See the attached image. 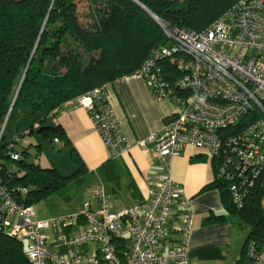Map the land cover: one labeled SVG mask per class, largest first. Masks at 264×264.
Listing matches in <instances>:
<instances>
[{
    "label": "built area",
    "instance_id": "built-area-1",
    "mask_svg": "<svg viewBox=\"0 0 264 264\" xmlns=\"http://www.w3.org/2000/svg\"><path fill=\"white\" fill-rule=\"evenodd\" d=\"M153 19L169 43L134 75L156 102L175 108L162 132L140 143L162 168L155 186L147 199L118 212L98 188L94 203H85L75 220H36L33 206L18 204L0 182V233L24 243L28 264H188L191 208L170 175L171 159L186 146L206 152L235 207L253 188L264 189V0L238 1L199 33ZM108 86L76 103L116 160L127 146L108 104ZM76 226L80 231L71 234ZM57 235L66 242L52 248ZM245 256L249 264H264V244H249Z\"/></svg>",
    "mask_w": 264,
    "mask_h": 264
},
{
    "label": "trees",
    "instance_id": "trees-1",
    "mask_svg": "<svg viewBox=\"0 0 264 264\" xmlns=\"http://www.w3.org/2000/svg\"><path fill=\"white\" fill-rule=\"evenodd\" d=\"M85 1L89 13L82 20L77 0H0V182L23 206L85 179V166L73 148L77 169L70 176L42 168V143L66 140L63 128L53 123L63 105L133 75L169 43L154 17L199 33L240 0ZM27 139L36 144L24 145ZM100 172L117 180L115 160L103 163ZM203 189L218 190L231 217L250 226L244 258L235 263L249 264L246 247L264 244V189L253 188L241 208L232 203L228 184L216 177ZM0 264H28L24 243L0 233Z\"/></svg>",
    "mask_w": 264,
    "mask_h": 264
},
{
    "label": "crops",
    "instance_id": "crops-1",
    "mask_svg": "<svg viewBox=\"0 0 264 264\" xmlns=\"http://www.w3.org/2000/svg\"><path fill=\"white\" fill-rule=\"evenodd\" d=\"M107 91L108 104L127 146L115 160L117 180H109L100 172L101 165L111 159V155L84 108L76 101L66 103L55 113L53 123L60 125L66 135V140L58 145L63 149L73 148L85 166V178L94 185L90 198L94 190L103 188L110 196L112 211L115 208L121 211L147 199L155 186L162 168L140 143L162 132L165 119L174 112L170 108L174 106L156 102L145 80L134 74L109 83ZM32 141L29 144L35 145ZM46 144L42 143V151L44 146L50 148ZM38 163L44 169L56 170L42 166L39 159ZM212 164L204 150L191 146H186L179 157L170 161L171 178L182 188L192 213L188 264L226 263L237 235L232 222L234 217L223 206L218 190L203 189L215 180ZM209 217H221V220L209 222Z\"/></svg>",
    "mask_w": 264,
    "mask_h": 264
},
{
    "label": "rangeland",
    "instance_id": "rangeland-1",
    "mask_svg": "<svg viewBox=\"0 0 264 264\" xmlns=\"http://www.w3.org/2000/svg\"><path fill=\"white\" fill-rule=\"evenodd\" d=\"M77 2L79 13L83 20V18L89 13L88 5L85 0H77ZM161 101L170 103L166 100ZM170 110L173 111L175 108L171 107ZM30 142L33 143L31 139H27L25 140L24 145H28ZM46 145H49L48 147L50 148L44 146L43 151L40 152L38 158L42 166L55 168L61 176H70L76 171L77 163L74 162L69 148L63 149V147L58 144L54 146H50V144ZM93 186L94 185H92L91 182L89 183L87 178H85L79 183L71 184L62 188L57 193L45 196L33 206L36 214L35 219L48 220L56 217L71 216L72 219L75 220L77 215L83 213L84 204L91 201L93 202L90 198V192L94 188ZM115 198L116 197L114 196V200ZM262 207L264 209V200L262 202ZM113 211L116 212L118 209L115 208ZM232 220L237 229V235L232 247L229 249V259L224 264H235L237 260L244 258V255H242V247L245 245L250 232V226L243 224L237 217L232 218ZM78 231H80V229L76 226L71 234L77 233ZM64 242H66V236L57 235L56 237L51 238L50 247L58 248L59 245ZM26 243L27 241H25V244Z\"/></svg>",
    "mask_w": 264,
    "mask_h": 264
},
{
    "label": "water",
    "instance_id": "water-1",
    "mask_svg": "<svg viewBox=\"0 0 264 264\" xmlns=\"http://www.w3.org/2000/svg\"><path fill=\"white\" fill-rule=\"evenodd\" d=\"M144 9V8H143Z\"/></svg>",
    "mask_w": 264,
    "mask_h": 264
}]
</instances>
